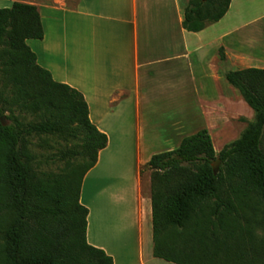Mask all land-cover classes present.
Listing matches in <instances>:
<instances>
[{
	"label": "trees",
	"instance_id": "obj_1",
	"mask_svg": "<svg viewBox=\"0 0 264 264\" xmlns=\"http://www.w3.org/2000/svg\"><path fill=\"white\" fill-rule=\"evenodd\" d=\"M23 1L0 8V264H114L88 243L89 209L81 203L84 178L108 136L90 120L84 95L38 64L27 41L44 38L42 17ZM231 2L189 0L184 28L203 31L224 18ZM220 57L226 59L223 48ZM225 76L254 111L241 136L217 154L209 130L202 129L178 148L153 155L141 170L151 172L155 257L177 264H264L262 247L249 249L252 230L239 222L247 212L235 204L253 195L264 207V69ZM15 110L39 120L23 122ZM43 134L81 143L53 159H76L59 174L44 170L30 149V138Z\"/></svg>",
	"mask_w": 264,
	"mask_h": 264
},
{
	"label": "crops",
	"instance_id": "obj_2",
	"mask_svg": "<svg viewBox=\"0 0 264 264\" xmlns=\"http://www.w3.org/2000/svg\"><path fill=\"white\" fill-rule=\"evenodd\" d=\"M249 1L232 0L224 18L197 33L183 26L189 0L23 1L42 17L44 38L27 41L38 64L84 95L90 120L108 136L81 203L88 243L114 264H177L154 256L151 178L147 185L141 170L173 150L159 147L175 145L181 120L149 115L225 113L234 95L254 113L224 67L264 69V11Z\"/></svg>",
	"mask_w": 264,
	"mask_h": 264
},
{
	"label": "rangeland",
	"instance_id": "obj_3",
	"mask_svg": "<svg viewBox=\"0 0 264 264\" xmlns=\"http://www.w3.org/2000/svg\"><path fill=\"white\" fill-rule=\"evenodd\" d=\"M249 3V6L252 5L253 10H257V12L264 11V0H250ZM11 6L12 3L10 0H0V8H7ZM224 67L229 71L238 70V67L235 65L234 61L225 63ZM233 89L240 94L236 88ZM223 91L224 89L222 92ZM7 96H11V93H7ZM231 101V104L226 106L225 113L205 115L190 112L180 115L170 111L167 115L164 113L149 115V118H152L151 120L161 119L163 121H168L169 125H171L172 122L181 120L178 121L179 123H177L179 126H182L180 127V132H178L180 135L177 137L175 136L173 139L175 145L159 148H162L163 150L167 148L176 149L180 146L179 142L182 138V135L189 136L199 132L202 129H208L213 140L215 151L217 154H219L225 146L236 141L241 136V133L247 128L249 123L254 120V113H248L246 108L243 106L239 107L241 100L238 97L235 95L232 96ZM9 114L10 112L6 113V115ZM15 115L23 122H36L39 120V118H37L35 115L21 112L19 110H15ZM6 123H8V121H6ZM29 143L32 152L36 154L39 159L43 160L44 163L42 168L55 174L61 173L69 162L76 160L71 158L69 160L53 161L56 155L70 149H79L81 144L78 140L63 139L58 135L47 134L37 135L30 138ZM145 172L146 183L148 185L151 178V172L148 169H146ZM149 191L152 194L151 183L149 185ZM247 199L245 202L243 201L235 203L242 209V211H246L248 215L247 219L243 218L239 222L243 227H248V229L252 230L253 232V236L248 238L249 249L251 250L257 246L262 247L264 253V207L253 195H250ZM162 239L163 237H160V240ZM165 253L172 257L181 258V260L183 259L188 262L197 263V260L194 257L189 258L180 254L176 255L170 251H165ZM262 262H264V258ZM257 264L263 263L258 262Z\"/></svg>",
	"mask_w": 264,
	"mask_h": 264
},
{
	"label": "water",
	"instance_id": "obj_4",
	"mask_svg": "<svg viewBox=\"0 0 264 264\" xmlns=\"http://www.w3.org/2000/svg\"><path fill=\"white\" fill-rule=\"evenodd\" d=\"M2 121H3V123H6L5 117H2ZM220 164H221V160H218V161L215 162V164L213 166L214 167V170H215V173L218 172V169L220 167Z\"/></svg>",
	"mask_w": 264,
	"mask_h": 264
}]
</instances>
